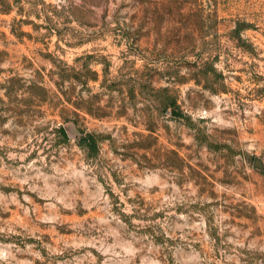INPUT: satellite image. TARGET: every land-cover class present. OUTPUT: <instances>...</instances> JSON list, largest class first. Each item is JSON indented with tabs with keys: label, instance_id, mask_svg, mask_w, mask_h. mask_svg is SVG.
I'll return each mask as SVG.
<instances>
[{
	"label": "rangeland",
	"instance_id": "obj_1",
	"mask_svg": "<svg viewBox=\"0 0 264 264\" xmlns=\"http://www.w3.org/2000/svg\"><path fill=\"white\" fill-rule=\"evenodd\" d=\"M0 264H264V0H0Z\"/></svg>",
	"mask_w": 264,
	"mask_h": 264
},
{
	"label": "trees",
	"instance_id": "obj_2",
	"mask_svg": "<svg viewBox=\"0 0 264 264\" xmlns=\"http://www.w3.org/2000/svg\"><path fill=\"white\" fill-rule=\"evenodd\" d=\"M60 129H61V131L63 132V134H65V135H67V128L65 127V126H61L60 127ZM84 138H86V139H90L91 141H92V143L94 144V148H96V139H95V137H94V135L93 134H87V135H84Z\"/></svg>",
	"mask_w": 264,
	"mask_h": 264
}]
</instances>
